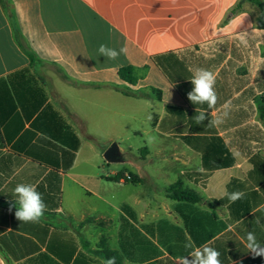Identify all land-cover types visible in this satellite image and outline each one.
Masks as SVG:
<instances>
[{
  "label": "crops",
  "instance_id": "1",
  "mask_svg": "<svg viewBox=\"0 0 264 264\" xmlns=\"http://www.w3.org/2000/svg\"><path fill=\"white\" fill-rule=\"evenodd\" d=\"M240 1L0 0V264H106V247L174 264L189 242L236 264L248 232L264 244V28L248 0L231 14ZM197 67L214 108L187 98ZM20 183L42 195L38 223L9 211ZM178 183L200 201L169 197Z\"/></svg>",
  "mask_w": 264,
  "mask_h": 264
},
{
  "label": "clouds",
  "instance_id": "2",
  "mask_svg": "<svg viewBox=\"0 0 264 264\" xmlns=\"http://www.w3.org/2000/svg\"><path fill=\"white\" fill-rule=\"evenodd\" d=\"M243 40V37H241ZM127 52L126 48H121L117 51L114 48L108 47L107 45L101 44L98 48L99 56L102 55L107 60L115 61L121 54ZM193 85L192 90L187 93V98L190 102L195 105L207 104L208 108H214L218 101V95L215 90L216 76L215 74L207 69L197 67L193 69V75L190 79ZM228 105H225L227 108ZM227 115V112L224 113ZM197 124H202L208 119V114L201 110L195 117ZM223 123V119L217 116L214 120H209V126L220 125ZM15 196V203H10L9 211L12 207H16L15 217L24 223H38L44 216L46 205L42 199V195L37 191L35 185L20 183L13 189ZM228 199L235 202L243 198V192H232L227 194ZM259 223V221H257ZM185 248L191 249L188 255L178 257L174 264H221L219 259L220 252L216 249L203 245L200 247H193L192 243L185 244ZM246 248L247 252H250L255 257H264V244L257 241V238L253 232H248L246 235ZM190 257V259H189ZM106 264H115V258H109Z\"/></svg>",
  "mask_w": 264,
  "mask_h": 264
},
{
  "label": "trees",
  "instance_id": "3",
  "mask_svg": "<svg viewBox=\"0 0 264 264\" xmlns=\"http://www.w3.org/2000/svg\"><path fill=\"white\" fill-rule=\"evenodd\" d=\"M243 1L244 0H241L239 2V4L235 7V9H233L231 14H235L238 10H240ZM248 1L255 3L259 6L261 13L258 17V25L260 27L264 28V2H263V0H248ZM133 73H134V71L130 67L123 68L120 70L121 77H123L124 79L129 80L131 82L134 81ZM261 115H262V118L264 119V106L261 107ZM168 195L172 199H175L178 201H188V202H193V203L200 201V197L196 192L183 189V187L180 183L171 186L168 189ZM104 252H105L107 259L115 258V264H123V259L118 252L113 251L107 247L104 248ZM236 264H264V257L253 258V256H250V257H248V258H246V259H244V260H242Z\"/></svg>",
  "mask_w": 264,
  "mask_h": 264
},
{
  "label": "water",
  "instance_id": "4",
  "mask_svg": "<svg viewBox=\"0 0 264 264\" xmlns=\"http://www.w3.org/2000/svg\"><path fill=\"white\" fill-rule=\"evenodd\" d=\"M120 150L117 144H113L105 153L104 158L108 162H114L120 157Z\"/></svg>",
  "mask_w": 264,
  "mask_h": 264
}]
</instances>
